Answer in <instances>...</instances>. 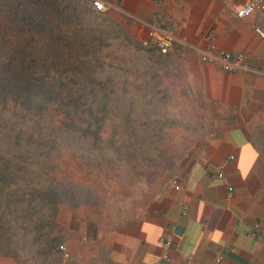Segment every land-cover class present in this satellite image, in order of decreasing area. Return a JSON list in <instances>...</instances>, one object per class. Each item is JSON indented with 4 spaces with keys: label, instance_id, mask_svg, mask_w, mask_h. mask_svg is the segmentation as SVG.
Returning a JSON list of instances; mask_svg holds the SVG:
<instances>
[{
    "label": "trees",
    "instance_id": "1",
    "mask_svg": "<svg viewBox=\"0 0 264 264\" xmlns=\"http://www.w3.org/2000/svg\"><path fill=\"white\" fill-rule=\"evenodd\" d=\"M87 3L0 0V255L20 264L24 251L61 250L62 236L52 235L61 209L105 234L135 224L98 219L99 192L141 185L162 194L213 132L212 118L183 121L171 110L177 83L187 86L186 71L171 67L177 54L130 40L115 50L87 25ZM245 128L264 161V102ZM164 130L170 146L142 137L163 139ZM111 176L117 185L108 187Z\"/></svg>",
    "mask_w": 264,
    "mask_h": 264
},
{
    "label": "crops",
    "instance_id": "2",
    "mask_svg": "<svg viewBox=\"0 0 264 264\" xmlns=\"http://www.w3.org/2000/svg\"><path fill=\"white\" fill-rule=\"evenodd\" d=\"M107 1L141 30L146 32L140 22L157 21L193 48L205 46L202 36L211 34L219 47L244 52L254 72H224L203 63L195 49H187L182 64L188 82L216 112V134L184 156L175 175L178 190L169 185L139 213L135 224L104 238L99 235L101 244L92 255L87 257L85 249L97 239V231L72 215L59 217L61 233L71 232L82 246L74 247L70 256L62 249L45 250L46 263L52 264L53 258L54 264H155L162 254L160 238L174 232L169 264H184L186 258L192 264H210L216 252H222V264H264V161L245 128L264 102V39L255 32L264 23L255 15L236 17L235 4L243 0L228 7L221 0ZM0 264L20 263L0 255Z\"/></svg>",
    "mask_w": 264,
    "mask_h": 264
},
{
    "label": "rangeland",
    "instance_id": "3",
    "mask_svg": "<svg viewBox=\"0 0 264 264\" xmlns=\"http://www.w3.org/2000/svg\"><path fill=\"white\" fill-rule=\"evenodd\" d=\"M102 1H104L107 5H109V2L107 0H102ZM83 8L84 6L82 7L83 10L82 15L85 18L87 25H90L91 29L95 30L97 34L101 36V38H103L104 41L107 44H110L115 50H126L128 40L133 41L134 43L140 46L146 45L144 43V40L146 38V34H145L146 32L144 30H141V28L138 27V25L134 23L133 20L130 19L124 20L116 5L113 7H109L108 11L106 12L99 13V11H97L96 8H94L93 3L90 0H88L87 11H84ZM182 62L183 61H181L178 58L177 62L172 64L171 67L174 69L185 70ZM172 79L170 78L171 82ZM177 80H181V79H177ZM185 81H187V86L184 85V87H183L184 81L181 84H178L176 82L177 85L175 87V91L179 95L178 99H176V101H178V104L176 105L175 101L173 100H168L170 105H173L175 103V105L171 108V110L176 112L175 115L176 118L184 121V119H186L185 118L186 114H189V117L191 116V118H197V115H206V117L212 118L214 123L217 118H216V112L214 111L213 107L209 106L208 104H205L204 101L199 98V96L193 93L187 78L185 79ZM189 88L190 91L188 92ZM183 90L187 91V95L186 94L184 96L183 94L181 95V92ZM128 93L130 94V91ZM171 127L174 128H170V129H176V127L173 125H171ZM173 133L177 135V129ZM214 134H216V128L213 127V132L206 133L205 135H203L201 139L197 140V142L210 138ZM158 135H159L158 133L147 132V133H143L142 137L158 140V142L164 145L165 147L170 146L171 143L173 142L171 140H174V138L172 137L173 134L170 135L169 130H164L161 132L163 139L161 138L159 139ZM197 142H195V144ZM116 174L118 178L124 177L125 175V173L122 172L121 170L118 171ZM110 180L106 181L108 187L111 185H117L116 183L117 180H115L113 176L110 177ZM167 185L169 186V183ZM127 191H128L127 186L124 187L117 186L114 190L103 188V190H101L98 194V199H95L98 201L97 203L100 209V213L97 215V218L102 219L107 223H109V221L111 223H117V224L127 223L126 221L129 219H131L130 221L134 220L135 218L137 219L139 213L142 212L145 207L150 205L159 195H161L159 194L152 198L148 196L147 194L148 190H146V188L142 187L141 185L135 186V188L133 189L134 194H128ZM142 194H144L145 196H142ZM67 215L69 216L72 214L64 209L60 210V214L59 216H57L58 225L57 228L55 227V229H53L52 235H57V236L65 235L62 234L61 233L62 230L59 229L62 226V224L58 222L60 221L58 219L59 217H63L64 219V217H66ZM79 221L87 223L92 228H94L98 233L97 239L94 240V243L89 244L90 249H85L88 252L87 254L88 257V255H92V253H94V249H96V247H98V245L101 244L100 242L102 241V238H100L99 235H101V237L104 238L105 235L111 232L105 234V232H103L104 231L103 229L98 228L91 221H85V220L84 221L79 220ZM72 236L73 235L71 234V232H69V235L62 236L63 238L60 239V244L64 246L65 249L64 252H66L68 256H70L71 251L74 252V247L78 248L82 246V241H79L78 237H72ZM43 243L44 242H42V245ZM27 247L31 248V245ZM43 247L44 246H42V249ZM44 252L45 250L43 249L42 252L38 251V254L33 256L31 254V251L29 253L27 251H24L23 253H21L20 258L23 262L25 259L29 260L30 264L31 263L39 264L38 263L39 261H42L43 263L47 264L46 262L48 258ZM53 260H54L53 258L50 259L52 264L55 263V261L53 262ZM57 262L59 263V258H57ZM66 262H68V260Z\"/></svg>",
    "mask_w": 264,
    "mask_h": 264
},
{
    "label": "built area",
    "instance_id": "4",
    "mask_svg": "<svg viewBox=\"0 0 264 264\" xmlns=\"http://www.w3.org/2000/svg\"><path fill=\"white\" fill-rule=\"evenodd\" d=\"M225 7H228L229 4L234 0H221ZM92 3L97 11L106 12L108 11L111 5H107L102 0H92ZM234 13L238 18H247L249 16H257L264 23V0H243L242 3L235 4ZM142 26L146 28V38L144 43L152 44L159 53L167 54L170 52H175L178 58L181 61H185V51L189 48L195 49L198 53L200 60L203 63L213 65L224 72L227 73H237V72H254L251 67V64L244 52L233 53L226 49L219 47L211 34H205L202 36L203 41H205V46L193 48L189 43L183 40L180 37L175 36L170 31L162 28L157 21L151 22H140ZM255 32L264 39V28L257 26L255 27ZM223 176L222 172L217 173V177L221 178ZM170 186H173L174 189L178 190L179 184L177 178L174 176L169 182ZM229 191L232 188L228 189ZM183 214H186V207L183 210ZM258 225H255L251 235H256V230ZM175 233H169L163 235L160 238V246L162 248V254L160 259L155 264H169L171 263V254L170 250L173 245V237ZM60 249L65 251L64 246L60 245ZM64 255L68 254L64 252ZM223 254L222 252H216L213 256L210 264H222ZM184 264H192L190 258L185 259Z\"/></svg>",
    "mask_w": 264,
    "mask_h": 264
}]
</instances>
